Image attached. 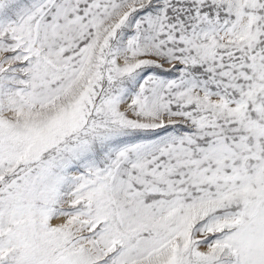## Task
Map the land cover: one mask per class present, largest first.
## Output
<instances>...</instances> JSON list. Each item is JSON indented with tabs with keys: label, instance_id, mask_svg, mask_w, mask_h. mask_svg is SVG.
Listing matches in <instances>:
<instances>
[{
	"label": "snow or ice",
	"instance_id": "1",
	"mask_svg": "<svg viewBox=\"0 0 264 264\" xmlns=\"http://www.w3.org/2000/svg\"><path fill=\"white\" fill-rule=\"evenodd\" d=\"M0 264H264V0H0Z\"/></svg>",
	"mask_w": 264,
	"mask_h": 264
}]
</instances>
